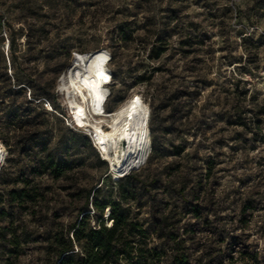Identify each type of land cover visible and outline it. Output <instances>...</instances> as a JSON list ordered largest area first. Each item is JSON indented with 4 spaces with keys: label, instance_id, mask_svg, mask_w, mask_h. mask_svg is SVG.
I'll list each match as a JSON object with an SVG mask.
<instances>
[{
    "label": "rangeland",
    "instance_id": "1",
    "mask_svg": "<svg viewBox=\"0 0 264 264\" xmlns=\"http://www.w3.org/2000/svg\"><path fill=\"white\" fill-rule=\"evenodd\" d=\"M75 61L99 67L102 101L89 116L138 100L149 146L139 170H113L74 121L61 80ZM0 92L11 145L0 136V264H52L54 236L87 197H119L122 182L106 175L132 172L126 207L149 248L169 254L176 240L195 264H264V0H0ZM33 94L39 108L21 130L71 163L59 179L34 173L46 153L20 154L19 128L4 126L7 107ZM18 189L22 206L7 199Z\"/></svg>",
    "mask_w": 264,
    "mask_h": 264
},
{
    "label": "trees",
    "instance_id": "2",
    "mask_svg": "<svg viewBox=\"0 0 264 264\" xmlns=\"http://www.w3.org/2000/svg\"><path fill=\"white\" fill-rule=\"evenodd\" d=\"M7 42L9 48L10 41L7 40ZM164 52L165 49L160 47L152 50V53L155 54V59H158ZM80 54L82 58L88 53ZM66 55L70 56L69 51H66ZM111 61L112 56L108 63L109 65ZM104 64H106L105 61ZM109 71L112 76L111 82H113V73L110 69ZM104 76L105 73H103V78ZM107 82L105 85H108ZM20 89H22V87ZM5 94L6 93L0 92L1 103H3L1 97ZM31 94L32 93L29 91V98ZM40 98L42 97L33 94V97L25 101L22 105L19 104L16 106L14 104H8V121L4 126L6 128H19L20 131L14 133V135L17 139L16 146L19 148L20 154H30L34 151L37 152L36 150L46 153L44 160L39 162L34 173L37 175L49 174L52 178L59 179L72 169L71 163L64 160H56L54 156L48 152V145L39 133L29 136L27 135L28 132H23L21 130V127H29L32 120L35 118L34 115L36 109L39 108ZM50 100L53 102V98H50ZM43 101L50 104L46 99H43ZM123 102L124 101L121 100L118 106ZM105 104L101 109L106 112H112L118 107L107 109ZM61 118L66 122L63 115ZM74 130L77 133H82L78 128H74ZM35 131L39 132L38 129ZM8 133L10 134V132ZM146 135L150 136L149 131H146ZM0 136L3 144L10 147L11 145L2 137L4 136L3 133H0ZM151 150L152 146L150 145V154ZM100 159L103 163H106L101 157ZM132 174L133 172L123 177H112L111 174L106 175L105 178L110 177L113 183L122 182L119 187V197L107 201H99L98 199L93 200L99 192V188L94 190L91 196V203L87 197L80 210L79 217L70 225L66 233L54 236L51 244L54 255L52 264H195L189 252L181 247L176 240L174 241L175 244L173 243V245L168 248L169 254H167L166 251H158L154 247H148L147 243L150 240L148 232L138 221L130 218L129 209L126 207L131 197L129 191L122 188V185L132 179ZM28 196L25 189L12 190L7 193L8 202L13 204L16 203L18 206H22V204L28 200ZM89 205L93 212L99 213L95 221L96 227H91L90 225L91 214ZM106 209H108V213L104 218L103 215Z\"/></svg>",
    "mask_w": 264,
    "mask_h": 264
},
{
    "label": "bare ground",
    "instance_id": "3",
    "mask_svg": "<svg viewBox=\"0 0 264 264\" xmlns=\"http://www.w3.org/2000/svg\"><path fill=\"white\" fill-rule=\"evenodd\" d=\"M99 74V67L95 63L75 61L61 80V91L70 99L74 121L91 128L94 143L109 161L111 168L117 172L136 168L139 170L149 147L142 131L145 113L138 100L132 98L112 112H101L98 109L95 118L89 116L97 110L101 99ZM72 97H75V103H72ZM103 124L108 126L109 131L104 130Z\"/></svg>",
    "mask_w": 264,
    "mask_h": 264
},
{
    "label": "built area",
    "instance_id": "4",
    "mask_svg": "<svg viewBox=\"0 0 264 264\" xmlns=\"http://www.w3.org/2000/svg\"><path fill=\"white\" fill-rule=\"evenodd\" d=\"M110 56V55H109ZM109 61H110V57H109V59L107 60V65H108V63H109ZM109 73H110V71H109ZM110 76H111V73H110ZM111 80H112V76H111ZM109 83H110V81H108ZM107 87H108V85H107ZM109 96V94L107 95V97ZM93 140V139H92ZM94 142V141H93Z\"/></svg>",
    "mask_w": 264,
    "mask_h": 264
},
{
    "label": "water",
    "instance_id": "5",
    "mask_svg": "<svg viewBox=\"0 0 264 264\" xmlns=\"http://www.w3.org/2000/svg\"><path fill=\"white\" fill-rule=\"evenodd\" d=\"M124 173H127V172H124ZM124 173H120L121 175H118V177H123V176H125ZM126 175H127V174H126Z\"/></svg>",
    "mask_w": 264,
    "mask_h": 264
}]
</instances>
